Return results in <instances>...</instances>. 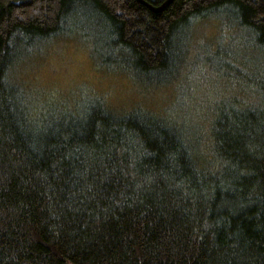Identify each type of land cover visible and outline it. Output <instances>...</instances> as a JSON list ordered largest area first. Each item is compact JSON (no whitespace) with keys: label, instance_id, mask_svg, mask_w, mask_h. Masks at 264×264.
Here are the masks:
<instances>
[{"label":"trees","instance_id":"trees-1","mask_svg":"<svg viewBox=\"0 0 264 264\" xmlns=\"http://www.w3.org/2000/svg\"><path fill=\"white\" fill-rule=\"evenodd\" d=\"M189 15L193 24L214 16L249 28L264 67V0H172L159 12L137 0H0V264H137L145 252L159 255L154 264H264V71L245 72L246 58L225 69L238 89L230 114L213 118L215 163L204 179L191 172L184 137L149 112H117L95 97L36 126L19 89L1 81L47 39L85 22L106 57L133 70L130 80L170 85L171 39Z\"/></svg>","mask_w":264,"mask_h":264},{"label":"rangeland","instance_id":"rangeland-1","mask_svg":"<svg viewBox=\"0 0 264 264\" xmlns=\"http://www.w3.org/2000/svg\"><path fill=\"white\" fill-rule=\"evenodd\" d=\"M72 21L70 19L66 24ZM194 25L195 31L191 38L194 43L207 41L213 47L223 43L222 49L234 52L235 46L242 44L241 34L244 31L234 24L224 25L217 17L202 19ZM75 27L76 32L47 39L49 42H43V47L23 56L17 61L16 67L14 65L9 68V82L20 92L32 97V103L37 106L29 113L30 118L38 119L36 126H40L43 119L37 109L48 103H61V108L52 107L63 114L78 112L87 101L95 97H100L117 112L125 113L138 105L162 120L169 119L174 114L179 117L177 113L186 109L191 112L192 122L203 126L201 117L205 115L203 119L207 120L216 103L225 98L226 94L234 96L238 89L233 78L225 71L229 65L220 69L201 63L199 58L195 61V52L190 57L191 70H181L178 78L170 85L153 87L147 81L134 82L126 74H113L111 70L104 68L98 60H94L92 51L87 47L89 45L79 41L82 40V34H95L96 29L85 22L82 26ZM43 43H37L36 46ZM251 52L246 57H240L243 58L241 63L244 66L246 58L247 66L244 71L259 78L264 71L259 62L262 54L252 56ZM186 111L183 113L184 118L188 117ZM195 132L188 139L189 145L196 146L191 149V153L201 157L207 167L213 166L215 162L208 150L209 137L205 128L196 126Z\"/></svg>","mask_w":264,"mask_h":264},{"label":"bare ground","instance_id":"bare-ground-1","mask_svg":"<svg viewBox=\"0 0 264 264\" xmlns=\"http://www.w3.org/2000/svg\"><path fill=\"white\" fill-rule=\"evenodd\" d=\"M193 25L194 24L191 21V16L189 15L186 18V20L184 21V25L182 27H180L179 30H177L176 36H173L171 39V53L169 56V58H170L169 59V61H170L169 67L172 68L171 78L174 77L177 74V72H178V76H179L181 70H182V72L186 68L188 69V71L191 70V66H190L189 62H190V57L192 56V53H194V52L197 54V57L194 59L195 61L197 58H199V59H201V63L204 62L205 64L213 66L214 68L218 67L220 69H225L227 66V63H232L233 61L237 60L240 57H246L247 54L253 48V43L250 40V35H251L250 29H246L241 34L242 44L235 46L236 52H234L230 49H222L221 47L224 46L223 43L218 44L214 47L210 44L211 42H207V41L204 43H201V44L194 43L193 42L194 40L191 39L192 35L195 31V25L194 26ZM193 28H194V30H193ZM64 30H66V32H68V33H74V32H76V27H75V25H71L69 30L68 29H64ZM51 39H52V37L49 38V40H51ZM82 40L85 43H87L92 50H101V52H102L101 55L103 57V60L105 59V61H106L105 64L107 65L108 69L111 70L110 71L111 73L115 74L114 72H116L117 74L122 73L124 75L125 74L128 75L127 72H125V71L133 72V70L131 68L122 67L119 62L113 61L111 58L106 57V55L109 53V51H108V48H106L103 45V40L101 39V36H95L92 33H84V34H82ZM202 47H204V49H202ZM92 55H93V53H92ZM94 60H97V59L94 57ZM228 67H229V73H230L233 69L230 68V66H228ZM164 68L166 69V67H164ZM109 70H108V72H109ZM119 70H124V71L120 72ZM178 76H177V78H178ZM9 78H10L9 74L6 77L2 76L1 81L10 91L11 88L9 86H11V85L8 82ZM13 94L15 95L17 102L21 103L20 107L24 111L25 114H29L31 112V110H35L37 108V106L32 103V97H30L28 94L18 92V91H13ZM231 97H234V96L231 94L230 95L226 94L225 98H223L221 100V105L211 111L207 120L203 119V117L205 115H203L201 117L202 123H204L203 126L195 125L192 122L193 120L191 119V112L186 111V109H184V110L188 114V117L184 118V116H183L184 110H180V113H177L180 118L176 117V115L174 114L169 119L161 120V122L164 124L163 127L167 131H171L172 133L176 132L178 134H181L184 137V139L186 140L188 145H189L188 139H191V135L196 134V132H195L196 126L202 128V129L205 128V130L208 134V137L211 138V134H212L211 133V125H212L213 118L215 119L216 114H218L219 117H221V116L225 117L228 114H230V108L226 104V102H228L229 98H231ZM88 103H90V100L87 101L82 106V109H84V107ZM52 106H54L55 108H61L62 104L61 103L55 104L53 102V103H48V105H46V106H42L41 109H39V108L37 109L39 114L42 116L41 118H43V119H41L42 125H45V124L46 125L47 124L53 125L56 120H58L62 115L65 114V113L62 114L61 111L59 112L58 110L54 109ZM133 108L135 109V111H137L139 113H145L147 118H149V119L152 118L151 115L147 114V111L144 110L141 106L136 105ZM82 109L79 111H82ZM194 114H195V112H194ZM189 147L192 149V148H195L196 146L190 144ZM190 157H191L189 160L190 164L192 161L194 163V168L191 166V172L193 173V175L197 176L198 178L200 177L201 179L206 178V176L208 175V173H207L208 167L204 163L205 161H203V159L201 157H196L193 153H190ZM215 206L216 207L214 208V210L217 211L218 215H221L222 212L224 211V209L217 206V205H215ZM206 216L207 215H205V214H201L200 216L198 215V217H196L195 220H193V222L200 224V220H205ZM189 241L193 242V244H195L194 238L190 237ZM69 255L70 254L63 255V258H69L70 257ZM158 258H159V255L158 256H157V254L153 255V254L148 253V252H145V255L139 254V256L136 257L137 264H154ZM69 263H71V264H82L78 261H74V262L70 261ZM99 263H96V264H99ZM103 264H107V262H104Z\"/></svg>","mask_w":264,"mask_h":264},{"label":"water","instance_id":"water-1","mask_svg":"<svg viewBox=\"0 0 264 264\" xmlns=\"http://www.w3.org/2000/svg\"><path fill=\"white\" fill-rule=\"evenodd\" d=\"M137 1H139L140 3H143L144 5H146L151 11L159 12V11L163 10L172 0H164L158 6H153V5L149 4L148 2H146L145 0H137Z\"/></svg>","mask_w":264,"mask_h":264}]
</instances>
